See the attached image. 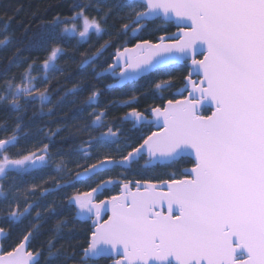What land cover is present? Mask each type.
Returning <instances> with one entry per match:
<instances>
[{
  "label": "snow or ice",
  "instance_id": "obj_1",
  "mask_svg": "<svg viewBox=\"0 0 264 264\" xmlns=\"http://www.w3.org/2000/svg\"><path fill=\"white\" fill-rule=\"evenodd\" d=\"M76 7L73 15L56 16L28 37V47L46 53L41 61L25 59L18 77L0 82V107L17 114L10 132L6 122L0 124L7 133L0 138V212L11 226L35 212L31 227L8 247L11 233L0 227V264H40L43 252L32 250L31 241L44 212L55 210V202H40L58 193L74 210L73 221L91 223L86 243L70 256L55 248L56 237L49 240L46 264L61 257L74 264H97L101 258L110 264H264V0H115L100 19L86 14L90 5ZM114 10L124 13L116 36L138 42L116 47L111 62L98 70V61L113 47L104 23ZM150 23L158 24L160 34L143 38ZM93 34L110 38L93 51L79 52L77 46ZM72 39L77 46L69 49L65 45ZM12 43L8 35L0 38V47ZM22 51L17 48L9 64ZM68 60L118 84L166 76L153 84L160 104L140 111L132 96L109 106L130 108L117 118L120 124L148 131L133 143L115 122L108 123L109 108L97 110L102 93L91 85L83 105L92 111L79 129L89 134L86 140L58 153L56 162L50 140L22 148L28 137L21 135L20 113L32 104L44 112L52 103V82L67 75ZM181 70L186 74L177 87L173 73ZM81 84L65 90L59 102L78 96ZM141 160L142 168L133 174L139 178L130 179L126 173ZM185 160L192 166L166 178L143 175ZM37 177L40 183L34 182ZM67 224L57 222V236Z\"/></svg>",
  "mask_w": 264,
  "mask_h": 264
},
{
  "label": "trees",
  "instance_id": "obj_2",
  "mask_svg": "<svg viewBox=\"0 0 264 264\" xmlns=\"http://www.w3.org/2000/svg\"><path fill=\"white\" fill-rule=\"evenodd\" d=\"M115 0H0V38L4 35L12 37L13 43L7 47H0V82L4 79L10 78L13 75L19 76L20 71L26 64L22 61L25 59L28 61L37 60L41 61L46 53L36 47H28V37L33 33L40 30V28L47 25L48 21H51L54 17L60 16L61 18L71 16L78 11L76 7L78 5H90L86 9V14L91 17H96L100 19L108 11V6L113 5ZM124 13H116L115 10L111 14L107 21L104 23L106 33L111 34V39L113 41V47L109 48L107 52L104 53L103 57L100 58L97 64V69L99 70L100 65L106 67V61L111 62L109 59L111 55L115 53L116 47H122L127 44L128 47H134L138 42L136 38L130 36L117 37L116 33L120 29L121 19ZM5 25L7 27L5 28ZM162 26V25H160ZM158 24L150 23L146 31L142 33L143 38L154 39L155 35L160 33L156 32ZM171 31H176L175 26H168ZM109 35L105 34L102 38L96 37L94 34L91 36L88 43L77 46L76 39H72L65 46L71 49L74 46L79 48V52L93 51L95 48L99 47L104 40H108ZM17 48L23 49L22 54L19 56L18 60H14L13 63L9 64L10 59H13V54L16 52ZM79 52L75 55V61L78 62L80 59ZM71 54V53H70ZM67 60V57H65ZM76 62L71 60L67 61V75L60 77L59 80H54L52 82V103L47 107H52L53 111L51 114L48 113L47 107L44 112H40L39 104H32L26 107V110L20 113L23 117V128L24 132L21 133L23 136L27 133V139L21 140L22 148H31L35 146L39 141L50 143V151L54 158V162L59 160L58 153H66L69 149L76 148L80 143L88 138V133L79 131L82 129L86 121L88 120V113L92 111L91 108H86L83 105L84 99L89 94V87L95 85L100 89L102 95L99 97V105L97 110H103L109 108L107 122H115L123 131L126 137H130L132 142H136V137L141 133L147 132V128L133 129L130 123L120 124L118 117L124 115L126 112L130 111L128 107H109L112 104H122L123 101L130 99L132 96L138 97V101L133 103V107H136L140 111L158 105L161 100L158 99V94L154 92L153 84L161 78L167 79L166 76L161 74H151L144 77L136 82L127 84L120 88L111 87L108 85H113L116 81L110 77L96 78L92 73V69L87 70L79 69L76 66ZM63 64L64 61L62 60ZM186 73L181 71H176L173 73L175 77V82L177 87L182 86L183 76ZM83 91L76 97L69 95L63 102L60 101V97L64 95V91L71 88L73 84L81 83ZM173 89L172 92H175ZM171 92L164 93V96L170 97ZM76 103H72L73 100ZM85 108L84 111H80L81 108ZM210 114V113H208ZM16 113L12 112L6 107H0V124H5L9 132L14 126V120ZM59 129V131H57ZM155 130V129H152ZM48 133L49 136L46 139L43 134H38V132ZM100 131H103L101 129ZM55 133V135H51ZM92 135H98L99 132H92ZM7 133L0 131V138H3ZM123 139V137H122ZM15 151V150H14ZM114 154V153H113ZM68 159V157H65ZM144 161L141 160L139 164L133 165L126 174L130 179L139 178L133 174L141 169ZM191 163L188 160L182 161L180 164L175 165L172 168L166 167H156L150 171L144 172L143 175L149 178L156 177H167V174L183 169L184 167H191ZM52 167V165H50ZM119 169L110 175L115 176L119 173ZM28 182L31 178H25ZM11 181H5V184ZM35 183H40L39 177L34 181ZM21 188L25 186V181H18ZM81 187L84 190L86 186ZM69 192L72 189L68 190ZM114 192H106L104 195H111ZM64 193H58L56 196H49L46 200L40 203L43 206H48L55 202L54 212H44V219L39 221V231L35 233L34 238L31 241L32 250H42L43 255L40 260V264H46V257L48 251V241L52 240L54 237L55 248L67 250L70 256L73 250H79L81 245L86 243V236L88 232V225L91 222L83 223L79 221H73L74 210L69 209L66 201L63 199ZM101 198H104L103 196ZM4 208V205H0V209ZM43 210V209H42ZM5 213L0 212V227H4L7 231L11 233V239L5 244L8 247L13 244L18 238H20L26 230L31 227L29 221H31L35 215L32 213L23 223L11 226L5 223L2 216ZM67 220V227L61 229V235H56V224L58 221ZM79 256L75 257L78 260ZM56 264H74L73 259L64 260L63 257L60 258ZM97 264H110L108 260H100Z\"/></svg>",
  "mask_w": 264,
  "mask_h": 264
},
{
  "label": "water",
  "instance_id": "obj_3",
  "mask_svg": "<svg viewBox=\"0 0 264 264\" xmlns=\"http://www.w3.org/2000/svg\"><path fill=\"white\" fill-rule=\"evenodd\" d=\"M151 75V74H150ZM149 76V75H148ZM145 77H147V76H145ZM142 78H144V77H142ZM142 78H140V79H142ZM139 79V80H140ZM138 81V80H137ZM133 82H136V81H133ZM133 82H128V83H125V84H118L117 82H115L114 84H113V87H115V88H120V87H123V86H125V85H127V84H131V83H133ZM106 218V217H105ZM100 260H103V258H101ZM99 260V261H100Z\"/></svg>",
  "mask_w": 264,
  "mask_h": 264
}]
</instances>
